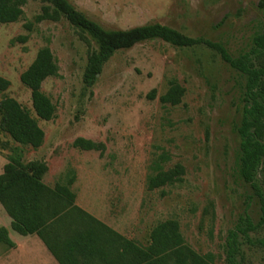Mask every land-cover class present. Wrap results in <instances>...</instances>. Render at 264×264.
<instances>
[{
  "label": "rangeland",
  "instance_id": "374dc122",
  "mask_svg": "<svg viewBox=\"0 0 264 264\" xmlns=\"http://www.w3.org/2000/svg\"><path fill=\"white\" fill-rule=\"evenodd\" d=\"M69 1L106 29L160 23L220 42L234 56L248 50L264 22L260 0ZM44 6L41 0H27L18 22L0 24V76L11 82L0 99L11 97L32 109L20 75L38 50L49 46L59 72L43 83V91L56 105V117L39 121L45 141L38 149L20 146L0 131V174L16 147L24 162L48 165L44 181L49 185L72 168L76 204L117 232L146 245L156 224L175 218L191 247L213 253L216 264H227V234L247 203L255 223L261 215L258 197L239 179L235 164L245 76L204 45L179 48L156 39L117 51L94 86L86 88L83 74L96 44L64 16L37 22ZM20 36L28 38L21 42ZM172 78L185 94L181 104L163 105L160 97ZM153 90L154 98L148 97ZM79 137L103 143V154L75 148ZM162 151L171 155L168 166L182 163L186 169L184 183L165 188V196L146 188L148 166ZM257 182L264 188V163ZM0 227L16 244L0 245V264H42L34 237L11 228L1 203ZM250 235L263 239L264 229ZM240 241L239 264H264V246ZM41 259L49 263L45 253Z\"/></svg>",
  "mask_w": 264,
  "mask_h": 264
},
{
  "label": "trees",
  "instance_id": "16d2710c",
  "mask_svg": "<svg viewBox=\"0 0 264 264\" xmlns=\"http://www.w3.org/2000/svg\"><path fill=\"white\" fill-rule=\"evenodd\" d=\"M41 1L45 6L37 22L64 16L96 44V49L88 55L83 74L86 88L94 86L105 64L117 51L156 39L179 48L204 45L216 50L224 62L245 76L241 97L242 117L237 129L240 142L235 164L239 179L250 184L258 197L261 215L255 223L248 212L250 203H247L236 226L228 231L226 262L239 264L240 238L248 244L264 246V238L254 241L250 235L264 229V188L257 182L264 163V22L252 35L248 50L234 56L220 42L192 37L160 23L125 30L106 29L77 10L69 0ZM26 3L27 0H0V24L18 22ZM259 8L264 12V0H260ZM27 38L18 37L21 42ZM58 72L59 65L53 51L44 46L20 75L21 83L30 90L32 109L11 97L0 99V131L20 146L38 149L44 144L45 132L39 121L53 120L57 110L43 91V83L49 77L57 76ZM10 85V80L0 76V92L6 91ZM184 94L185 87L178 79L172 78L160 102L177 106ZM154 96L155 90L148 94L150 98ZM73 146L101 154L105 150L103 143L82 137L77 138ZM22 152L19 147L13 148L0 174V203L11 218V228L23 236L37 235L59 264H216L213 253L201 254L187 243L175 218L156 224L146 245L127 238L76 204L77 195L73 186L77 173L74 169H68L54 185H49L44 182L48 165L39 160L24 162ZM170 160L171 155L167 151L152 158L146 177L148 191L161 190L165 196L169 194L165 188L184 183L185 166L182 163L168 166ZM0 245L16 246L5 227H0Z\"/></svg>",
  "mask_w": 264,
  "mask_h": 264
},
{
  "label": "crops",
  "instance_id": "0c3cea01",
  "mask_svg": "<svg viewBox=\"0 0 264 264\" xmlns=\"http://www.w3.org/2000/svg\"><path fill=\"white\" fill-rule=\"evenodd\" d=\"M45 182V181H44ZM46 183V182H45ZM28 236H32L34 237V240L32 242L35 243V245H37L39 247V251H40V256H39V261L41 260L42 264H46L45 260H42L41 258L43 257V253H45V258H47V263H51V264H59L57 262V260L52 256V254L48 251V249L46 248L45 244L42 242V240L37 236V235H28ZM40 242H39V240ZM37 240V241H36ZM48 263V264H49Z\"/></svg>",
  "mask_w": 264,
  "mask_h": 264
}]
</instances>
